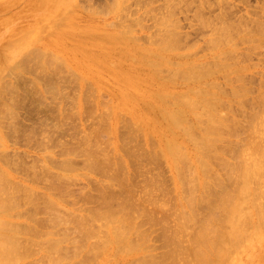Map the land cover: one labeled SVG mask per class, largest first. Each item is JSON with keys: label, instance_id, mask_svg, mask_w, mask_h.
Listing matches in <instances>:
<instances>
[{"label": "bare ground", "instance_id": "obj_1", "mask_svg": "<svg viewBox=\"0 0 264 264\" xmlns=\"http://www.w3.org/2000/svg\"><path fill=\"white\" fill-rule=\"evenodd\" d=\"M38 4V11L43 9L49 14L38 24L50 17L54 19L68 5L67 0H40ZM128 5L126 0H116L104 9L122 17ZM183 5L187 6L186 0H166L163 7L158 8L160 11H156V18L160 15L157 19L153 8H148L153 11L157 29H152L149 38L146 36V44L140 43L145 37L142 39V36L134 34L132 23L115 24L118 29L101 36L96 35V30L85 36L75 23H66L64 32L68 39L73 40L75 33L79 41L75 53L80 57L69 62L60 51V39L45 42L41 37H33L36 28L29 25L31 29L23 28V35L14 36L8 53L0 52V264H85L88 256L92 257L91 261L103 257L105 264H243L244 253L264 230V93L260 90L263 96H256L254 89L250 88H254V81H251L253 72L249 73L252 75H248L249 79L245 78L252 68V52L264 44V19L258 13L242 14L234 19L237 15L235 9L222 10V15L213 20L212 34L204 40L207 47L205 44L203 48L207 52L198 57L200 46L184 42L188 40L187 35H183L186 31L181 34L183 30H178L180 24L174 21L179 12L174 10ZM154 7L156 10L157 6ZM202 9L194 13L199 24L194 25L200 26L197 29L212 24ZM172 16L173 22L170 20ZM218 18L219 21L215 22ZM138 19L136 21L145 30V23H140L143 16ZM134 21L133 26L137 24ZM106 24L104 28H107ZM241 44L244 46L240 49ZM64 68L73 74L72 79L81 84L80 95H70L65 91L66 86L55 81L53 76L58 75L63 80L67 79ZM261 69L258 71L264 77V67ZM98 71L111 75L119 86L118 99L103 102L106 107L100 112L97 108L102 96L94 93L96 87L92 81L100 76ZM27 74L32 76L28 78ZM262 78L261 82L258 81L261 84L264 82ZM251 90L254 96H250ZM67 93L70 99L66 97ZM27 95L30 103L36 98L33 106L28 103ZM61 97L67 98L71 106L63 102L65 107L63 104V108L57 107L63 99L59 103L55 101L57 104L53 106L57 109L50 108V102L46 103V98L58 100ZM45 103L47 108L56 112L60 110L56 118L50 115L55 120L48 117L54 111L45 112V106V111L40 110L41 104ZM25 104L32 107L38 104L40 109L36 110L44 112H41L42 121H54L49 122L53 128L48 124L43 128L44 131L49 130L51 133L46 132L49 134H56L52 130L59 128L55 123L57 117H63L65 120L61 118V122H58L60 119L57 122L64 124L66 122L62 121L82 115L83 106L85 108L88 104H91L88 114H100L98 126L78 137L74 143L63 145L60 152L55 148L61 143L58 145L52 141V136L48 140L45 138L46 134L41 131L42 121L40 124L39 119L32 121L33 125L37 121L36 124L42 126L38 132L33 129L37 125H32L33 130L29 124L26 126L24 122L27 119L23 122L25 125L20 123L18 119L24 120L22 117L26 114L22 110L24 113L21 111L18 118V107L21 109ZM236 104L244 118L237 119L235 114L228 112L233 113ZM27 106L25 110L28 107L33 110ZM31 112L26 113L31 115ZM46 116L50 120H46ZM71 126L76 128V125ZM120 126L127 132L120 130V133ZM39 130L43 133V140ZM63 130L62 127L58 134ZM9 132L11 135L24 132L39 135L37 140L35 135L32 138L27 137L28 134H18L24 140L27 137L32 143L27 145L31 148L41 145L39 150L34 146L40 151L35 158L37 162H28L31 152L20 153L17 148L14 153L10 151L12 148H8L7 140L12 136H6ZM102 135L111 137L102 138ZM100 137L105 138V142ZM17 138L14 140L16 144L12 138L9 139L12 142H8L9 145L19 144ZM103 143L108 148L105 144L102 147ZM56 150L60 154L57 155ZM78 157L83 159L77 161ZM159 160L166 161L172 172L170 197L168 187L160 179L162 176L158 179L154 175L145 180L146 176L142 175L141 183L145 180L142 189L141 185L135 184L139 182L136 178L142 173L140 169L144 163L152 162L150 165L157 168L158 165H154ZM79 162L84 163L83 168L77 167ZM148 167L147 170L142 168L144 175ZM94 172L101 174L95 186H90L95 192L89 187L90 190L76 196L81 200H72L70 189L74 188L73 182L80 175L91 177ZM114 186L119 189H113ZM136 186L143 192L142 202L135 201ZM156 193L158 197L155 199L153 195ZM67 194L71 195V201L66 199ZM138 196L141 199L139 192ZM82 199L89 204L95 201L93 205L98 203V207L86 209L84 205L78 210L75 208L79 207L68 206L72 202L80 206L82 204L78 203ZM152 206L154 209L148 211ZM82 209L88 211L78 212ZM168 210L176 216V222L171 225L166 223L171 219H165L170 215L169 212L164 213ZM42 213L46 215L39 216ZM158 224L162 226L159 227L163 229L159 235L163 234V238L158 235ZM64 226L67 230H62ZM156 231L158 237L151 235ZM155 236L161 237L158 242L161 239L164 242L158 247L164 248L160 252L151 248L155 243L151 238L157 241ZM258 254L257 250L251 252L248 256L251 259L246 264H264V254Z\"/></svg>", "mask_w": 264, "mask_h": 264}, {"label": "rangeland", "instance_id": "obj_2", "mask_svg": "<svg viewBox=\"0 0 264 264\" xmlns=\"http://www.w3.org/2000/svg\"><path fill=\"white\" fill-rule=\"evenodd\" d=\"M39 1L40 0H0V52L2 53V54H4V53H8V51H9V49H10V42L12 41V39L14 38V36H17V35H19L20 33H21V35H23L25 32H24V30H23V28H27V30H29V28L31 29V27L33 28V27H35L36 29L35 30H33V31H35L34 32V34H33V37H41V38H43L42 39V41H54V40H57V39H60L61 40V48H60V51H62V53L65 55V57L67 58V60L69 61V62H72L75 58H77V57H80V55H77L76 53H75V48H78L79 47V41L75 38V37H77V35L74 33V35L72 36V37H74V39L73 40H71V39H68V35L64 32V26L65 25H67L66 23H75L74 25H76L75 27L79 30V32H81V31H83L84 33H83V35H85V36H87L91 31H93V30H96L98 33L96 34L97 36H101L102 34H106V33H108V32H110V31H114L116 28L118 29L119 27L118 26H116L117 24H120V22H121V25L120 26H122L124 23H128V24H130V23H132V26L131 27H134L135 29H136V27L138 28L137 30H135V29H133L134 30V34L136 35V34H138L139 36H142L143 38L142 39H144V37H145V41L143 40V41H140V43H142V44H146L147 43V39H146V36L148 37L149 36V33H151V31H152V29L154 30H156L157 29V26H156V24L154 23V21L157 19V18H159V16L160 15H158L157 16V18H156V11L157 10H159L158 8H160V7H163V5H164V3H166V0H126V4H128L129 3V5H128V7L126 6L125 7V10L123 11V16L122 17H119V16H117V15H115L113 12H107V11H105L106 9H104V7L105 6H107V5H110L111 4V6L113 5V3H115V1L116 0H67V3H68V5H67V7L65 8V9H63V10H61L60 12H61V15H59L60 14V12H58V15L53 19V18H51L50 17V19H47L46 21H44L43 23H41V24H38V22H39V20L41 19V18H45V17H49V14H47L46 13V11L45 10H43V9H41V10H37L38 9V7H39ZM50 1H52V0H50ZM140 2V3H138V2ZM177 1H179V0H174V2H177ZM218 1H219V3H218ZM144 2V3H143ZM190 2H192V4L190 3ZM145 3H149V4H145ZM201 3V4H200ZM206 4V5H210V6H204V4ZM186 4H187V6H184V8H181V7H183V6H181V7H179V10H174V11H179L178 13H177V15L178 16H176V18H174V16H172L171 17V21L173 20L172 18H174V21H176L177 22V24H180V25H182L181 27H182V29L180 28V25H178L179 27H178V30H183L182 31V33H181V31H180V33L181 34H183V33H185V31H186V33L185 34H183V35H187L186 36V38H188V40H184V42H189V43H196V45L198 46H200L198 49H197V55H198V57H200V56H202L204 53H206L207 52V50H204V48H205V44H206V47H207V41L205 42L204 40H206V38H208L211 34H212V31H213V20H214V18H216L217 19V17L216 16H218V15H222V10L223 11H225V10H231V9H235V11H236V16H234L233 18L234 19H237V18H239V16L240 15H242V14H252V13H258L259 15H262L263 16V19H264V0H202V1H200V0H186ZM200 4V5H199ZM149 7H148V6ZM153 7H152V6ZM201 6V7H198V6ZM154 6H157L156 7V10H154ZM188 6H190V8L188 7ZM204 6V7H203ZM109 6H107V7H105V8H108ZM207 9H206V8ZM210 7V8H209ZM226 7H228V9L225 8ZM230 7H232V8H230ZM72 8H74V9H72ZM95 8H98V9H95ZM112 8V7H111ZM111 8H110V11H111ZM148 8H153V11H154V14L152 13L153 11H151L150 12V10L148 9ZM180 8L182 9V10H184V11H180ZM185 8H187V9H185ZM201 8H203L202 9V12L204 13L205 11H206V14L204 13V15H206L205 17L206 18H208V19H210V20H212V24H209L208 26H206V27H202V28H198L197 29V27H200V26H196L195 27V25H197L198 23H197V19H196V14H197V12L199 13V12H201ZM208 8H209V10H208ZM93 9V10H92ZM100 9V10H99ZM102 9V10H101ZM162 9V8H161ZM205 9V10H204ZM90 10V11H89ZM97 12H96V11ZM146 10H148V12L146 11ZM185 10H186V12H185ZM199 10V11H198ZM247 10H248V12H247ZM90 12V14H89V12ZM92 11V12H91ZM95 11V12H94ZM160 11V10H159ZM158 11V13L160 14V12ZM250 11V12H249ZM145 12H147L146 14H145ZM152 13V14H150V13ZM88 13V14H87ZM194 13H196V14H194ZM137 14H140V16H139V19H138V17H137ZM142 14H144V15H142ZM150 14V15H149ZM176 14V13H175ZM89 15H91L90 16V18L88 19V17H89ZM143 16V19L142 20H140V17L142 18V16ZM155 16V18H153L152 16ZM87 16V17H86ZM209 16V17H208ZM77 17V18H76ZM137 17V18H136ZM85 18V19H84ZM134 18H136V19H134ZM177 18L180 20H177ZM92 19V20H91ZM140 20V23H141V21H142V23H143V25H144V23H145V26L147 27V25L149 26V27H145V30L144 29H142V27H141V25L140 24H138V22L136 21V20ZM155 19V20H154ZM176 19V20H175ZM233 19V20H234ZM135 20V21H134ZM133 21L134 22H137V24H138V26H137V24L135 25V26H133V24H135V23H133ZM144 21V22H143ZM170 21V22H171ZM179 21V22H178ZM216 21H219V18H218V20H215V22ZM222 20H220V22H221ZM119 22V23H118ZM156 22V21H155ZM173 22V21H172ZM172 22L170 23V24H172ZM214 22V23H215ZM108 25H107V24ZM154 23V24H153ZM105 24H106V26H107V28H104L105 27ZM116 24V25H115ZM147 24V25H146ZM195 24V25H194ZM31 27H30V26ZM155 27H153V26ZM199 25V24H198ZM104 26V27H103ZM114 26H116V27H114ZM150 26H151V28H150ZM29 27V28H28ZM115 28V29H114ZM151 30H150V29ZM83 29V30H82ZM113 29V30H112ZM147 29V30H146ZM65 30H67V29H65ZM77 30V31H78ZM139 30V31H138ZM159 30V29H158ZM158 30H157V32H158ZM138 31V32H137ZM32 32V31H31ZM94 32V31H93ZM92 32V33H93ZM147 32V33H146ZM153 32V31H152ZM155 32V31H154ZM82 34V33H81ZM80 34V35H81ZM183 35H182V37H183ZM62 38H65L64 40L62 39ZM141 38V37H140ZM149 38V37H148ZM142 39H140V40H142ZM145 42V43H144ZM43 43V42H42ZM41 42H40V44H42ZM185 43V44H186ZM187 45H189V44H187ZM191 45V44H190ZM194 45V44H193ZM186 46V45H185ZM184 46V47H185ZM242 46H244V45H240V49H241V47ZM204 47V48H203ZM44 48V47H43ZM92 50H95V48H92ZM262 55H264V44H263V46H261V47H259V50H256V52L255 51H253L252 52V54H251V56L250 57H252L251 59V61H252V63H250V65L252 66V68H251V70H249L247 73V77H245V78H250V76H252L251 74H253V78H252V80L251 81H254V82H252V85H253V87L254 88H252L251 86H250V88L251 89H254L253 90V92L255 93V95L257 96L258 94H262V93H264L263 91H264V89L262 88V87H264L263 86V83L261 84V83H259V82H261V78L263 77V75L261 76V74H263V73H261L260 74V71H258V70H262L261 68L262 67H264V61H261L262 59H264V57H262ZM260 57L262 58V59H260ZM250 60V59H249ZM250 61V62H251ZM253 63H255V64H253ZM262 63V64H261ZM260 65H263V66H260ZM254 67V68H253ZM257 69V70H256ZM64 70V75L66 76V78L67 79H65V80H63V78L61 77V76H53V77H55L56 78V80L55 81H57V83L59 84V85H63V86H66V89H65V91L67 90L68 91V93L70 94V95H75V94H77V95H80L81 93H82V87H80L81 86V84L80 83H78V82H76L74 79H72V73L70 72V71H68L67 69L65 70V68L63 69ZM253 70H256L255 72L253 71ZM258 71V72H257ZM99 72V74H100V76L99 77H97V78H94V79H92V81H93V83H94V86L96 87V90H97V87H98V93H96V90L94 91V93L96 94V95H98L99 97L100 96H102V98H99V105H98V108H97V112H100V111H102L103 109H105V107H106V105L105 104H103V102H106V101H108V100H111V99H118V96H117V94H118V88H119V86H118V82L116 83L115 82V80H114V78L113 77H111V75L109 76V74L107 75V74H105V73H103V72H100V71H98ZM250 72H253V73H251V74H249ZM63 74V73H62ZM32 76L31 74H27V76L26 77H30V76ZM248 75H250V76H248ZM71 77V78H70ZM74 78V77H73ZM72 79V80H71ZM254 79V80H253ZM263 80H264V77L262 78ZM74 80V81H73ZM246 81H247V79H245ZM220 81L221 82H224L223 81V79L222 78H220ZM257 83H256V82ZM259 81V82H258ZM76 82V83H75ZM250 82V80H248V82L247 83H249ZM251 83V82H250ZM249 83V85H251ZM25 83H23V85H24ZM258 84V85H257ZM259 84H261V86H259ZM257 85V86H256ZM87 86H89V85H87ZM27 88V87H26ZM28 89V88H27ZM84 89H85V87H84ZM116 89V90H115ZM229 89V88H228ZM22 90V89H21ZM29 90V89H28ZM116 92H115V91ZM260 90H261V92H260ZM23 91V90H22ZM66 91V92H67ZM256 91V92H255ZM23 92H25V91H23ZM251 93V95L250 96H254L253 94H252V90L250 91ZM258 92H260V93H258ZM66 94V95H68V96H66V97H69L68 99H70V95L69 94ZM116 94V95H115ZM47 96V95H46ZM49 96H50V94H49ZM115 96V97H114ZM262 96H263V94H262ZM29 95H27V101H28V103H30V101H29ZM112 97V98H111ZM25 98V99H26ZM263 98V97H262ZM52 99V98H51ZM51 99H49V98H46V103L48 102H50V104H51V106H50V108H55L56 106L57 107H65V105H64V103L63 102H65V104L66 103H68V106L70 105L69 103H70V101L69 100H67V98H63V97H61L60 99H56V100H53V101H50ZM63 99V101H61ZM94 99H95V96H94ZM35 100H36V98H35ZM34 99H33V103H35L36 101H35ZM264 100V99H263ZM27 101H24V102H27ZM55 101L57 102V103H59V101H61L60 102V104L58 105L57 103H55ZM135 101H137V100H135ZM72 102V101H71ZM32 103V102H31ZM30 103V104H31ZM31 104L32 106L34 105V104ZM45 103V105L44 104H41V108L42 109H40V107H37V105L35 106V107H32L30 104H25L26 106L28 105V106H31L32 107V109L33 110H31L30 109V107H28L29 109H27V110H29L30 112L32 111H36L35 112V114H34V112L32 113L31 112V115H28L27 113H30L29 111H27V110H25V107L26 106H21L22 108L20 109L19 107H18V109H16V110H18V112L19 113H17V117H18V114H19V117H21L20 116V112L22 111V114L24 113V114H26V116H24L23 115V117L22 118H24V120L23 119H18V120H20V123H23L24 121H26V119H27V123L26 122H24L25 124H26V126L29 124V126L31 127V129H32V123H34V122H32L33 120H37V119H39L40 120V122H39V124L41 123V121H42V119L44 118V117H42L41 115L44 113V112H42V111H40V110H43V111H45V108H47L46 107V104ZM55 103V104H54ZM95 103V102H94ZM137 103H138V101H137ZM40 104V103H39ZM57 104V105H56ZM63 104V105H62ZM91 104H92V102H91ZM91 104H88L87 105V107H85L84 108V106H83V111H82V115H79V116H75V117H72L69 121H62V122H66V123H68V126H67V124L66 123H61V125H62V127H63V131H61L62 133L61 134H58V133H60V130H61V125H59V123L58 122H61V118H63V117H61L60 115L61 114H59V116L61 117V118H59V117H57L58 118V120L60 119V121H58V120H56V122L55 123H57L56 125H58L59 126V128L57 127H54L55 129H53L52 131V133H56L57 134V136L56 137H58V135H60L59 137L60 138H56V137H54L56 134H49V133H46L47 131H49V130H46V131H44L43 130V128H45L46 127V125L45 124H48V127L49 128H53V127H50V126H52L53 124H50L49 122H51V123H53L54 121H52L54 118H56V116H57V114H58V111H60L59 109L57 110V112L55 111V110H52V109H50V108H47L46 109V111L45 112H47L48 110L49 111H51V113L52 114H48L47 115V113H50V112H47L45 115H47L48 117H50V115H53V116H55L53 119H52V117H50V119H52V120H50V119H46L47 118V116L45 117V119L46 120H50L49 122L48 121H42V123H44V124H42L41 123V125L43 126H41L42 127V132H44V134H46V135H44L45 136V138L48 140V138H49V136H52L51 138H56L57 140H53L52 139V141H56L57 142V144L59 145V143H61V145H60V147L59 146H57V148H55V149H59V151L61 150L62 151V148L61 147H63V145L64 146H67L68 144H71V143H74L73 141H77L76 139L78 138V137H80V136H82L83 134H85V133H88L89 131H91V129L94 127V129L95 128H97L96 127V125L98 126V122H99V113H97V112H94L96 115H91L90 114V112H89V114H88V109H90L91 108ZM53 105H56L55 107L53 106ZM62 105V106H61ZM237 105V104H236ZM247 106L249 105V107H250V104H246ZM39 106V105H38ZM44 106H45V108H44ZM48 106H49V104H48ZM71 106V105H70ZM57 107L55 108V109H57ZM59 107V108H60ZM62 107V108H63ZM234 107V106H233ZM236 107V106H235ZM234 107V110L236 109L237 111H234L233 110V113H231L232 111H228L231 115H233L234 116V114L236 115V116H234L235 118H244L245 116H242L241 115V113H240V111H241V109L239 108V106L237 105V107L239 108H235ZM262 107H264V106H262ZM24 108V109H23ZM40 109V110H36V109ZM66 108H68V107H66ZM70 108V107H69ZM248 108V107H247ZM65 109V108H64ZM233 109V108H232ZM248 109H250V108H248ZM239 110V111H238ZM40 113H39V112ZM87 111V112H86ZM27 112V113H26ZM41 112H42V114H41ZM226 112H227V110H226ZM235 112V113H234ZM37 113V114H36ZM39 113V114H38ZM57 113V114H56ZM60 113V112H59ZM237 113V114H236ZM21 114V115H22ZM32 114H34V117H36V118H34L33 117V115ZM88 114V115H87ZM244 114V113H243ZM44 115V116H45ZM237 115H240V116H237ZM245 115V114H244ZM27 116L29 117H31V118H27ZM40 118H39V117ZM128 116H130L129 114H128ZM18 117V118H19ZM26 117V118H25ZM82 118V119H81ZM22 120V121H21ZM30 120V121H29ZM39 120H37V121H39ZM55 120V119H54ZM63 120H65L64 118H63ZM67 120V119H66ZM244 120V119H243ZM37 121H35L36 123H37ZM58 121V122H57ZM23 123V125H25ZM34 124L33 126H35V125H37V124ZM55 123H54V125H55ZM71 123H73V124H71ZM49 124H50V126H49ZM21 125V124H20ZM71 125H76V128L75 129H73L72 128V126ZM29 126H28V128H29ZM38 126V127H37ZM36 126V128L34 127L33 129H36L37 131L36 132H38V129H41V127H39V125H37ZM123 126V125H122ZM122 126H120V128H119V132H120V130H121V132L122 133H125V132H127L126 131V128L125 127H122ZM23 127H25V126H23ZM47 127V128H48ZM61 127V128H60ZM65 127V128H64ZM21 128H22V126H21ZM28 128H26V130L28 129ZM46 128V129H47ZM23 129H25V128H23ZM32 129V130H33ZM26 130H23V131H26ZM29 131L28 132H30V128L28 129ZM51 130V129H50ZM22 131V132H23ZM40 131V130H39ZM39 132V135L41 136V138L39 137V135L38 136H36L37 135V133L35 134L34 133V135L37 137V140L40 138L41 140H43V138H44V136L42 137V135H43V133L42 132ZM6 132H8V131H6ZM21 132V131H20ZM50 132V131H49ZM120 132V133H121ZM26 132H24V133H18V134H21L22 136H25V135H29L30 133H27V134H25ZM40 133H42V134H40ZM51 133V132H50ZM119 133V134H120ZM9 134H10V132L6 135V136H8L9 137ZM13 134V133H12ZM11 135L10 134V136H12L11 138L13 139V136L14 137H20V139L19 138H17V140H22V141H18L17 143H19V144H17V145H12V146H10L11 144H12V142H10L9 141V139L11 140V138H8V142H10V143H8L7 142V144H8V148H12V149H10V151L11 152H15V150H17V149H19V150H21L20 151V153H22V151H24V152H26L27 154H28V152H31L30 154H32V155H30L29 154V156H31V157H29L28 158V162H30V160L31 161H34V162H37L38 160L37 159H35L36 158V156H37V154L38 153H40V151H37L35 148H34V146L36 147L37 145H34V141L36 140V138H35V140H33V147L32 148H34V149H32L31 148V146L29 147L28 145H31L32 143H29L30 141L29 140H27V137H30V136H32V135H29V136H27V137H25V140H24V138L21 136V135ZM33 135V136H34ZM121 135V134H120ZM32 136V138H34ZM103 137H106V138H110L111 137V135H109V136H103L102 135V138ZM16 138L15 139H13L12 141L15 143L16 141H14V140H16ZM23 138V139H22ZM101 138V137H100ZM101 138V139H102ZM29 139V138H28ZM31 139V138H30ZM62 140L63 142H61V141H59V140ZM101 139L99 140V141H101ZM105 139V138H104ZM104 139H102L103 140V142H105V140ZM27 141V143L25 144V142ZM32 141V140H31ZM40 141V140H39ZM59 141V142H58ZM64 141L65 142H67V143H64ZM107 141H108V139H107ZM106 141V142H107ZM22 142V143H21ZM24 142V143H23ZM37 142V141H36ZM69 142V143H68ZM40 143V142H39ZM63 143V144H62ZM136 143V142H135ZM10 144V145H9ZM16 144V143H15ZM28 144V145H27ZM35 144H37V143H35ZM104 144L105 143H103L102 144V147H104ZM137 144V143H136ZM22 145V146H21ZM28 146V148L26 147V146ZM14 146V147H13ZM40 144H38V150H39V148H40ZM105 147H107L108 148V146H106V144H105ZM17 148V149H16ZM23 149V150H22ZM29 149V150H28ZM55 149H54V151H55ZM56 150V151H57ZM60 151V152H61ZM23 152V153H24ZM60 152L58 153V151L57 152H55L57 155L58 154H60ZM27 158V157H26ZM33 159H35V160H33ZM83 159V157H78V158H76V160L78 161H80V160H82ZM157 163H158V161H156ZM156 162H154L153 164H155ZM31 163V162H30ZM33 163V162H32ZM77 163V162H76ZM143 161H141V164L143 165ZM148 163V164H147ZM150 163H152V162H146V163H144V165L145 166H149L148 167V172L147 171H145V175L143 174L144 173V171H143V169H145L146 168V170H147V167H144V165H143V167H141V169H140V171L142 170V173H140V175L138 176V178H136V180H138L139 182H137V183H135L137 186H139L140 187V185H141V188L140 189H142V188H144V181L145 180H147L150 176H157L158 177V179L160 178L162 181H163V184H164V186L167 188V194H168V197H170L169 196V190H170V188H173L172 187V182H171V178H172V172L169 170V167H168V164L166 163V161H164V160H159V163L158 164H155L154 166H156V165H158V167L157 168H155V167H153V165H150ZM83 162L81 163V162H79L78 163V165H77V167H80V168H83L82 166H83ZM131 165V164H130ZM141 165V166H142ZM130 168H132V167H130ZM143 168V169H142ZM150 168V169H149ZM133 169V168H132ZM81 171V173H84V170H80ZM156 171H158V175L155 173ZM150 172V173H149ZM155 174H154V173ZM160 172H161V174H160ZM151 173H153V175L151 174ZM146 174H148V175H146ZM151 174V175H150ZM142 175H143V177H145V180L143 181V183H141L142 181L141 180H143V179H141V177H142ZM89 176V175H88ZM90 176L91 177H86L85 175H80L79 176V181H78V179L77 180H75L73 183H74V185H73V183H71L70 184V187L73 185L74 186V188H72V189H70V187H68L69 189H70V193H71V191H72V197H71V195H69V194H67V197L68 198H66V199H69L70 197H71V199L72 198H74L75 200H77V199H79L78 197H76V196H80L81 195V192H86V191H88V190H90V188H92V187H90V186H95V183L97 182V180H98V178L99 179H101V174L100 173H97V172H94V173H91L90 174ZM93 176V177H92ZM98 176V177H97ZM97 178V179H96ZM140 178V179H139ZM165 181V182H164ZM75 183L77 184V185H75ZM41 184H45V182L43 183H41ZM40 184V185H41ZM169 184V185H168ZM43 185H41L40 186V188L42 189L43 188ZM143 185V186H142ZM135 187V189H134V195H136L137 197H136V199H135V201L137 200V202H142V201H144V199L142 200V190H138L139 188L138 187ZM90 187V188H89ZM115 187L117 188V189H119V187L118 186H114V188L113 189H115ZM74 189V190H73ZM94 187L91 189L92 191H93V193L95 192L94 190ZM116 189V190H117ZM138 190V191H137ZM91 191V192H92ZM138 192H139V195L141 196V199H140V197L138 196ZM140 192H141V194H140ZM173 192H174V190H173ZM74 195V196H73ZM70 196V197H69ZM135 197V196H134ZM153 197L156 199L157 197H158V193H156V194H154L153 195ZM74 199H72V200H74ZM70 200V199H69ZM69 200H68V202H69ZM80 200H81V198H80ZM80 200H78L76 203H78ZM71 201V200H70ZM173 202H174V200H172ZM91 202V204H89V203H87L86 201H84L83 202V199H82V202H80V203H78L79 205L80 204H82V205H80V206H78V205H76L74 202H72V203H70V204H68V203H66V204H68V206H70V207H79V208H75V209H80L82 206H84L85 205V208L87 209L88 207H98V203L94 206L93 205V203L95 202H93V201H90ZM84 203V204H83ZM96 203V202H95ZM147 204V203H146ZM148 205V207H151V204L149 205V204H147ZM148 207H146V208H148ZM169 208V207H168ZM167 208V209H168ZM151 209H154L153 208V206H152V208H150L148 211H150ZM166 209V210H167ZM78 210H76V211H78ZM169 210L170 211H172V209H170L169 208ZM166 211V212H164V213H170V211ZM86 211H88V210H83L82 209V211H78V212H86ZM171 213H173V212H171ZM170 213V215L169 214H167V215H169L168 217H166L165 216V219H171V220H169L168 222H167V220H166V223L167 224H169V225H171V224H174L175 222H176V216L175 215H173V214H171ZM43 214H44V216L46 215L45 213H42V215L41 214H39V216H43ZM166 215V214H165ZM172 215V216H171ZM171 216V217H170ZM175 216V217H174ZM172 217H173V219H172ZM175 218V219H174ZM170 222V223H169ZM60 226V225H59ZM62 226V225H61ZM147 226L148 225H145L144 227L145 228H147ZM161 225H159L158 224V228L160 227ZM155 227H156V225H155ZM154 227V229L156 230L157 228H155ZM162 227V226H161ZM60 228V227H59ZM64 228H66L65 226L63 227V229L62 230H67V228L66 229H64ZM57 230H58V227L56 228ZM161 228H159L158 230H160ZM61 229L60 230H58V231H62ZM154 230V231H155ZM154 231L152 232V233H154ZM161 231H163V229L162 230H160V231H158V235L160 234V233H162ZM160 232V233H159ZM157 234V231L155 232V234H151V235H156ZM74 235L75 236H77V234L76 233H74ZM74 235H72V236H74ZM158 235H156L157 237H158ZM155 236V239L154 240H159L161 237L163 238V234H161V235H159V236H161L160 238H157ZM78 237V236H77ZM154 237V236H153ZM79 238V237H78ZM158 240L157 241H153L152 240V238H151V242H155V243H157V244H153V246L151 247L152 249H157L158 247H161V246H163L164 245V242H163V239H161L162 241H159L158 242ZM256 242H254V245H251L250 246V248H249V250L247 251V252H245L244 253V255H243V258H242V261H243V264H246V262L249 260V259H251V258H249L248 256H250L251 255V252H254L255 250H257L258 251V255L259 256H263V254H264V230H263V232H262V234H261V236L259 237V238H257V240H255ZM150 242V243H151ZM161 243V244H160ZM157 245H159V246H157ZM150 248V249H151ZM154 250L155 252H160V251H162L164 248L162 247V250L160 249V248H158L157 250ZM250 253V254H249ZM247 255V256H246ZM107 257V256H106ZM90 259H92V257H90L89 258V256L86 258V261H85V264H100V263H102V264H105V262H104V258L102 257L100 260H93V261H91ZM253 264V263H252Z\"/></svg>", "mask_w": 264, "mask_h": 264}]
</instances>
